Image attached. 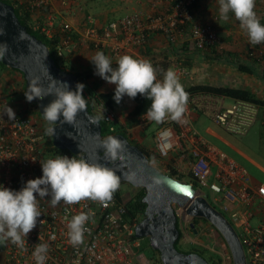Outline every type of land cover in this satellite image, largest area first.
<instances>
[{"label":"built area","instance_id":"obj_1","mask_svg":"<svg viewBox=\"0 0 264 264\" xmlns=\"http://www.w3.org/2000/svg\"><path fill=\"white\" fill-rule=\"evenodd\" d=\"M10 1L14 8L24 5L31 11L48 7L47 12L35 16L39 32L52 38L56 30L61 31L63 35L56 47L59 57H69L77 50L72 27L59 21L51 0ZM196 1L172 0L168 11L145 13L140 10L103 25L96 24L90 15L86 17L82 35L115 60L130 48L146 45L152 34H162L174 45L188 41L205 48L215 44L218 36L212 26L195 21L191 7ZM191 20L188 28L181 26L184 21ZM171 67L180 77L192 76L190 69L180 62L171 63ZM78 82L86 85L85 78H77ZM8 87L10 91L6 92L0 83V111L8 105L14 110L16 119L8 120L6 115L0 117V185L18 191L27 180L42 176L41 162L58 155L82 157L70 151H50L46 144L44 122L28 112L26 98L20 99L17 104L11 102L9 97L17 87L12 84ZM188 93L187 110L181 123L170 118L156 123L142 117L141 125L146 133L152 134L151 149L166 173L174 169L184 175L191 174L198 193L207 198V191L212 192L210 203L228 219L238 234L245 264H264V183H253L246 167L208 142L195 124L200 114H208L216 125L230 133L243 135L257 121L264 123V105L241 99L227 104L224 95L207 91ZM83 95L90 114L105 123L107 136L117 133L119 121L115 111L100 97L91 95L86 87ZM121 198L114 195L106 208L90 200L75 205L61 202L53 207L50 197L40 199L42 215L36 228L26 237L24 249L6 241L2 264H36L32 253L38 243L49 246L45 264H159L139 250V240L135 238L137 221L126 217L127 200L123 195ZM89 210L94 212V216L86 224L88 231L85 232L84 243L73 247L68 243L67 224L72 216ZM176 213L177 216H188L183 207H179ZM184 223L181 240L190 239L187 234L189 220ZM221 257L223 264L226 261L233 264L230 252L228 255L221 253Z\"/></svg>","mask_w":264,"mask_h":264},{"label":"clouds","instance_id":"obj_2","mask_svg":"<svg viewBox=\"0 0 264 264\" xmlns=\"http://www.w3.org/2000/svg\"><path fill=\"white\" fill-rule=\"evenodd\" d=\"M218 5L221 21L227 23L231 13L251 45L264 43V24L255 11L256 0H218ZM8 51L6 43L0 44V59H5ZM90 62L94 65L95 75L115 85V103L120 104L125 96L134 100L139 94L151 101L144 113L150 121L162 123L167 118L177 123L183 121L189 93L171 68L158 70L151 61L130 55L118 57L114 67L112 59L103 51H97ZM161 74L162 79H159L158 75ZM85 87L78 82L73 91L67 82L52 78L45 89L37 78L30 82L24 94L29 103L53 95L55 98L49 104L41 106L44 120L48 125H55L58 121L72 124L78 113L86 110L87 101L83 95ZM3 115L8 120L16 119L14 110L8 105L0 111V117ZM45 133L54 136L56 129L48 126ZM99 148L103 149L104 160L119 161L123 159L122 153L126 146L121 139L108 136L99 141ZM41 168L42 176L27 180L18 191L0 185V241H10L24 249L26 237L36 228L38 218L42 215L39 210L40 199L50 197L53 207L61 202L75 205L90 200L106 208L120 187V176L113 168L85 158L58 155L41 162ZM93 216L94 212L89 210L71 217L67 224L70 245L77 247L84 243L85 232L88 231L86 224ZM48 251V244L38 243L34 246L32 255L36 264H45Z\"/></svg>","mask_w":264,"mask_h":264},{"label":"water","instance_id":"obj_3","mask_svg":"<svg viewBox=\"0 0 264 264\" xmlns=\"http://www.w3.org/2000/svg\"><path fill=\"white\" fill-rule=\"evenodd\" d=\"M3 43L7 44L9 51L6 58L1 61L5 66L22 73L25 82L24 92L28 90L30 82L37 78L45 89L53 78L67 82L70 89L75 90L76 74L59 67L47 45L21 23L13 5L0 0V44ZM54 98L53 95H48L43 100H33L42 116L41 106L49 104ZM51 126L56 129V134L51 136L56 148L67 149L74 154H80L90 162H99L113 168L120 176V181L145 189L143 197L146 204L145 216L137 223L135 236L149 238L151 247L159 251L162 264H209L198 253H183L175 247L179 238L175 205L185 208V213L191 218L206 219L223 237L233 264H245L242 244L228 219L190 183L176 179L151 164L143 151L132 144L125 135L121 133L109 135L124 142L126 148L122 153L123 159L104 160L99 141L108 136L103 137L102 125L90 114L88 107L78 113L72 124H61L58 121ZM190 227L196 233L192 221Z\"/></svg>","mask_w":264,"mask_h":264},{"label":"crops","instance_id":"obj_4","mask_svg":"<svg viewBox=\"0 0 264 264\" xmlns=\"http://www.w3.org/2000/svg\"><path fill=\"white\" fill-rule=\"evenodd\" d=\"M51 2L53 11L59 21L67 23L72 27V34L77 40L78 45L77 50L68 57V66L72 70L78 72L89 71L94 68L90 60L97 51H103L105 55L115 60L107 51L96 48L93 43L83 38L82 33L86 26L87 16L91 15L96 24L103 25L108 21L119 19L122 16L140 10H143L145 13L168 11L172 5V0H51ZM218 9V0H200L198 3L195 11V21L212 26L216 30L218 39L213 51L206 50L205 54L202 55L203 58L199 57L198 54H196L197 57L194 56L195 63L192 68H190L192 71L191 78L178 76L180 82L184 86V89L193 84L241 87L249 89L256 94L257 97L264 99V43L255 46L251 45L245 32L240 28L239 22L235 20L234 15L230 13V19L225 23L219 19ZM255 11L261 23L264 24V0H256ZM140 48L141 47L130 48L123 55H130L134 58H144L152 62L153 57H160L164 53L170 54L174 51V45L162 34H152L143 52L140 51ZM250 53L255 56H260L257 62L252 61V59L248 57L251 55ZM241 63L249 65L253 70L252 73L241 71L239 69V64ZM169 68L174 71L171 65L168 69ZM158 78L162 79V74L159 75ZM104 83L101 84V87H103ZM20 86L22 88V83ZM221 95H224L226 99L231 98L232 101L236 100L225 94ZM117 117L119 123H124L128 130L133 133V140L135 142L148 149L152 148L150 142L145 143L146 136H148L145 128H143L141 124H133L130 120L131 116L129 113L117 115ZM204 118L205 117L201 119V124L205 132L223 141L226 145L231 146L233 151H235L243 161L251 165V168L249 167L251 169L250 171L247 167L246 169L253 183H264V181H260V179L255 176L256 173L264 176V162H261L253 156L247 155L238 147H232L222 135L208 126ZM199 132L203 136L200 130ZM205 139L208 141L207 138ZM228 156L230 157V155Z\"/></svg>","mask_w":264,"mask_h":264},{"label":"trees","instance_id":"obj_5","mask_svg":"<svg viewBox=\"0 0 264 264\" xmlns=\"http://www.w3.org/2000/svg\"><path fill=\"white\" fill-rule=\"evenodd\" d=\"M3 1H5L9 4H12V2L10 0H3ZM199 2H200V0L196 1L191 7V12L193 14V17H195V11L197 9ZM14 9H15L16 15L18 16L19 20L21 21V23L23 25H25L27 27L28 31L30 33L36 35L39 39H41L47 45V47L50 50L51 56L55 59L56 64L59 67L75 73L78 79L85 78L86 79V85L85 86H86L87 91L91 95H97L98 97H100L108 107L112 108L115 111L116 115H125V114L129 113V115L131 116L130 120L133 124H135V125L141 124V118L144 116V113L146 112L148 107H150L151 101H149L145 97L138 94L134 100L129 99L127 96H125L122 99L121 103L117 104V103H115V101L113 99L114 93L101 89V84L106 82V81H104L99 76L94 74L95 68H93L89 71H84V72L74 71L68 66L69 65L68 64V57L57 56L56 47H57L58 42H59V40L63 34L61 33V31L56 30L52 38H47L39 32V28H38L37 24L35 23V18H36L35 16H39V13H42L43 11L47 12L48 7H41L37 10L31 11L28 9V7H26L24 5H20V6H15ZM193 20L184 21L181 24V26L188 28V25ZM215 45H216V43L213 45L207 46L205 48H200V47H197L195 45L190 44V42H188V41H185V42H182L181 45H179V46L174 45V48H173L174 51L171 52L170 54L164 53L160 57H158V56L153 57L152 58L153 60L151 63L158 70L159 69L167 70L168 67L171 65V63H173V62H180L182 66H185V67L190 69V68H192V66L195 63L194 56H196V54H198L199 57L203 58L202 55L205 54L206 50L213 51L214 47H216ZM146 46H147V43H146V45H144L140 48V51L143 52L144 47H146ZM248 57L250 59H252V61H254V62H257L258 59L260 58L259 55L255 56L252 54L249 55ZM116 60H112L114 67L116 66ZM0 64L4 68L11 70V73L17 70V69H13V68L5 66L2 63L1 59H0ZM239 69L241 71L247 72V73H252V71H253L249 65H246L243 63L239 64ZM17 72L20 75V78L22 80V90L24 92L25 82L23 79V75L20 71L17 70ZM6 74H8V73L6 72ZM8 75H10V74H8ZM17 77L18 76H15L14 78H17ZM6 82L9 83V80H6ZM185 90L187 92H192V91L193 92L194 91H208L209 92V91H211L214 93L225 94V95L232 97V98H235V99L252 101V102L264 105V99L257 97V95L254 94L249 89H245V88H241V87H233V86H227V85H225V86L213 85V84H193V85L186 87ZM85 99H86V97H85ZM87 107L89 110L90 108H89L88 102H87ZM28 112L33 113L35 115L38 114L41 118H43V116L39 112L38 106L33 101L31 103H29ZM97 119L99 120V122L102 125V135L104 137H106L107 136L106 125L101 119H99V118H97ZM43 124L45 125V128L48 126H51V125H48L47 123H43ZM141 126L144 128L143 125H141ZM143 128H141V129H143ZM118 133L125 135L132 144L139 147L143 151V153L146 155V157L149 159L150 163L153 164V161H154V159H156V156H157L155 151H153L152 149H148V148L144 147L143 145L135 142L133 140V133L130 130H128V128L126 127V125L124 123H119ZM46 144H47V148L52 152H55V153L63 152V151L69 152V150H67V149L56 148L52 143L51 136H49V135H47ZM168 174L171 175L172 177L176 178V179L190 183L193 187H196V182L193 180V177L191 174L185 175L188 177V180L182 179L184 174L178 173L174 169L169 171ZM121 182H123V181H120V187L114 194L120 200L122 199L121 197L123 195V192L121 190ZM145 192L146 191L143 187H138V190L136 191V193H134L126 202V217L131 219V220H136L137 223L139 221H141L142 218H144V216H145L146 204L143 202V197L145 195ZM192 222L194 224V228L196 229V233L199 232V224L200 223H208L209 224V222L206 219H204L203 217H193ZM176 225H177V228L179 230V238L175 243V247L179 251H182L183 253H191V252L198 253L199 255L203 256L209 262V264H221V259L219 256L216 257V255L214 256L211 254H209L207 257L204 256V254L207 253L206 248L192 246L189 249L180 250V248H178V246H177L179 241H181V239H180L181 229H180L178 217H177ZM190 231L193 234H196L194 232V229L191 227H190ZM135 238H137V237H135ZM153 250H155V249H153ZM155 251L158 253V256H159V258L156 260L159 262V264H162L161 259H160V255H159V251H157V250H155Z\"/></svg>","mask_w":264,"mask_h":264},{"label":"rangeland","instance_id":"obj_6","mask_svg":"<svg viewBox=\"0 0 264 264\" xmlns=\"http://www.w3.org/2000/svg\"><path fill=\"white\" fill-rule=\"evenodd\" d=\"M6 72L10 75L6 74ZM190 72L192 71L190 70ZM15 76H18V77L14 78ZM7 79H9L10 81L8 84L6 83ZM0 83H1V87L6 92L10 91V88L8 87V85L12 84L17 87L16 92L14 94H11L9 97V100L13 102L14 104H17L20 99L25 98V94L23 90L20 89V85L22 81H21L20 75L18 74L17 70L11 73V70L4 68L0 64ZM101 89L114 93L115 85L108 84L107 82H105L103 84V87H101ZM226 103L227 104L232 103V99L227 98ZM35 116H37V118L43 121L44 123H47L38 114ZM203 117H205L204 119H206L207 121L206 123L208 124V126L211 127L218 134L222 135L232 145V147H238L242 152L246 153L247 155L253 156L256 159L260 160L261 162H264V124H262L260 121H257L248 130V132L243 135L230 133L226 131L224 128L212 122L208 114H200L197 118L198 120L196 119L197 123L195 122L198 131L200 130L203 136L207 138L211 144L225 151L228 155H230V157L234 158L242 166L244 165L245 167H247L249 171L251 170L250 169L251 165L243 161V159L239 155H237L235 151H233L231 146L226 145L223 141H220L219 139H216L213 136L205 132L204 127L201 124V119ZM151 131L152 129L150 130V132ZM146 137L147 138L145 140V143L150 142L152 146V141H151L152 134H148V136ZM153 164L160 171L166 173L165 167H163V165L157 159H154ZM252 174H253V171H252ZM255 176H257L258 179H260V181H264V176L258 175L257 173L255 174ZM182 179L188 180V177L183 175ZM121 190L123 192V198L128 200L134 193H136V191L138 190V187L132 186L130 183L123 181L121 182ZM211 193L212 192L207 191V194H208L207 198L209 201L211 199V195H212ZM178 209L179 207L175 205V211H178ZM178 218H179L180 229L182 227H185L184 222L186 220L187 221L189 220V222L192 221V218H190L189 216L184 217L183 215L179 216L178 214ZM187 234L190 239H184V240L179 241L177 246L178 248H180V250H186L192 246L206 248L207 253L204 254L205 257H207L209 254L214 255V256L216 255V257L219 256L221 259V264H223L221 253L223 254L225 253L226 255H228L229 250H228L226 243L224 242V239L219 234V232L215 230V228H213L208 223H200L198 233L193 234L190 230H188ZM181 236H182V232H181ZM138 240L140 244L139 250L141 251V253H143L147 258L153 261H157L156 259L159 258L158 253L152 249L150 242H149V238L142 237V238H139ZM5 249H6V241H0V264L3 263L4 257H5ZM225 264H230V262L226 261Z\"/></svg>","mask_w":264,"mask_h":264},{"label":"flooded vegetation","instance_id":"obj_7","mask_svg":"<svg viewBox=\"0 0 264 264\" xmlns=\"http://www.w3.org/2000/svg\"><path fill=\"white\" fill-rule=\"evenodd\" d=\"M143 219V218H142Z\"/></svg>","mask_w":264,"mask_h":264}]
</instances>
